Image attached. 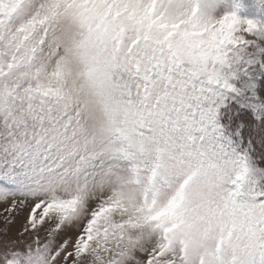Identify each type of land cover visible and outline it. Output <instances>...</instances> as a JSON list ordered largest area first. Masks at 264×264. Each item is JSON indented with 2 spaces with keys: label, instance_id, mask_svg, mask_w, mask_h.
<instances>
[{
  "label": "snow or ice",
  "instance_id": "6c2138e0",
  "mask_svg": "<svg viewBox=\"0 0 264 264\" xmlns=\"http://www.w3.org/2000/svg\"><path fill=\"white\" fill-rule=\"evenodd\" d=\"M0 216V264H264V0H0Z\"/></svg>",
  "mask_w": 264,
  "mask_h": 264
},
{
  "label": "rangeland",
  "instance_id": "374dc122",
  "mask_svg": "<svg viewBox=\"0 0 264 264\" xmlns=\"http://www.w3.org/2000/svg\"><path fill=\"white\" fill-rule=\"evenodd\" d=\"M19 223L15 224L12 226V232L15 233L17 231V229L19 228ZM4 227V223H3V217L0 216V229H2Z\"/></svg>",
  "mask_w": 264,
  "mask_h": 264
}]
</instances>
